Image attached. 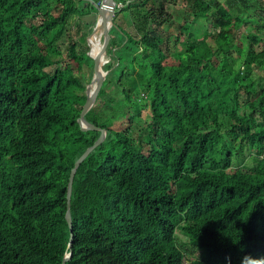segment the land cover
Segmentation results:
<instances>
[{"label":"trees","instance_id":"obj_1","mask_svg":"<svg viewBox=\"0 0 264 264\" xmlns=\"http://www.w3.org/2000/svg\"><path fill=\"white\" fill-rule=\"evenodd\" d=\"M102 1L0 0V264H264V0H116L110 73L85 116L107 136L74 178L70 229L71 172L101 131L78 123L85 33L63 47ZM63 51L69 77L48 71Z\"/></svg>","mask_w":264,"mask_h":264},{"label":"water","instance_id":"obj_2","mask_svg":"<svg viewBox=\"0 0 264 264\" xmlns=\"http://www.w3.org/2000/svg\"><path fill=\"white\" fill-rule=\"evenodd\" d=\"M95 7L98 10V13L95 15H90L88 17L83 18V20L87 24H94L93 27L88 31L86 38L88 42V56L91 59L92 68L94 71V77L92 82L87 86L86 95L87 99L85 105L83 107L80 118L78 119V123L81 127L82 131H101V136L96 141V143L88 148L86 152L79 158V160L75 163V166L71 172L69 186H68V210L66 213V220L70 226V229L73 228V221L71 215V196L73 191V182L78 171V168L81 166L83 161L89 156V154L95 150L98 146H100L107 136V131L97 127L96 125L90 123L86 119L87 113L96 105L98 102L99 94L102 88L105 86L110 70L107 68V64L109 60L108 51L111 46L112 38H113V28H114V16L115 10L117 8L116 0H103L100 5L95 4ZM102 35L103 43L100 51L97 54H93V47L91 41L94 36ZM73 238L71 237L70 247L72 248ZM72 256V252L67 254L64 259V262L69 261Z\"/></svg>","mask_w":264,"mask_h":264},{"label":"rangeland","instance_id":"obj_3","mask_svg":"<svg viewBox=\"0 0 264 264\" xmlns=\"http://www.w3.org/2000/svg\"><path fill=\"white\" fill-rule=\"evenodd\" d=\"M157 4V6L160 5L159 2H156L155 5ZM183 7V4H182V1H180L178 3L177 6H175L174 4L173 5H169V4H166V10H168V14H170V16H172L174 14L173 17H175L177 15V10H179L180 8ZM184 12L187 11V8L183 7V10ZM129 13H126V15H128ZM124 16V15H122ZM129 17V16H127ZM74 21L76 22V19H74ZM73 21V22H74ZM120 23H123L126 25L127 28H130V30H132V23H133V18L130 17L128 19H124L123 17L120 18L119 20ZM72 25H68L70 27L71 30H69V35L70 38H66L65 37V46L63 47V49H65L67 46H68V42H69V39L71 40H76V41H80V38H81V35L83 33H85V36L87 35L88 31L90 30V28H88L87 30H85V28H82L80 29V32L78 31V28H75L74 27V23H71ZM191 35H189V38H188V41L192 44H195L197 43L198 41H200L201 39H203L204 37H202V34L205 32L206 28L203 27V31L202 29L199 30L198 28H196V26H193V28L191 29ZM170 33H173L174 32V29H170L169 30ZM193 32V33H192ZM101 38H102V43H103V37L102 35H100ZM54 39V34L51 35V37H48L46 38V42L48 43H52ZM86 42H87V38H86ZM86 44H83L82 47L85 48ZM87 46H88V42H87ZM82 47H80V49H83ZM186 47L184 44L182 45H179L177 47V49L175 50L174 54L165 62L166 64H173V65H178L180 64V58L182 56V54L184 53ZM69 55L63 51V55L60 59H58L57 61V64L51 68L48 69L49 72H54V73H60L62 74L64 77H69L72 73H73V70L74 68H76L75 65H71V63H73V61H71L68 57ZM109 57V56H108ZM106 60H109V58H106ZM241 64V63H239ZM240 66V65H239ZM85 71V70H84ZM86 72V71H85ZM139 93H142L144 94V90L143 88H141V90H138ZM86 93V92H85ZM141 104L146 105V102L145 100L143 101H140ZM146 114V117L145 120L147 122H149L150 120V116H149V111H147ZM145 117V116H144ZM137 148H140V146L137 145ZM141 149L143 152H145L148 156L152 155L151 151H150V147L148 145H145L143 144L141 146ZM241 164H238V162H236L234 165L235 167H239L240 165H243V166H251L252 165V162H251V159L250 158H246L244 161L242 162H239ZM179 246L182 250H191V248L193 247L190 243V241L188 240V238H186L185 236H181L179 237ZM189 253V252H188Z\"/></svg>","mask_w":264,"mask_h":264},{"label":"bare ground","instance_id":"obj_4","mask_svg":"<svg viewBox=\"0 0 264 264\" xmlns=\"http://www.w3.org/2000/svg\"><path fill=\"white\" fill-rule=\"evenodd\" d=\"M102 38L100 35H96L93 37L92 41H91V44H92V47H93V54H97L101 47H102Z\"/></svg>","mask_w":264,"mask_h":264},{"label":"clouds","instance_id":"obj_5","mask_svg":"<svg viewBox=\"0 0 264 264\" xmlns=\"http://www.w3.org/2000/svg\"><path fill=\"white\" fill-rule=\"evenodd\" d=\"M242 264H253L252 258L249 256L244 257Z\"/></svg>","mask_w":264,"mask_h":264},{"label":"crops","instance_id":"obj_6","mask_svg":"<svg viewBox=\"0 0 264 264\" xmlns=\"http://www.w3.org/2000/svg\"><path fill=\"white\" fill-rule=\"evenodd\" d=\"M121 5V4H120ZM119 6V5H118Z\"/></svg>","mask_w":264,"mask_h":264},{"label":"built area","instance_id":"obj_7","mask_svg":"<svg viewBox=\"0 0 264 264\" xmlns=\"http://www.w3.org/2000/svg\"><path fill=\"white\" fill-rule=\"evenodd\" d=\"M121 6V5H120Z\"/></svg>","mask_w":264,"mask_h":264}]
</instances>
